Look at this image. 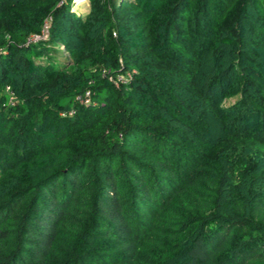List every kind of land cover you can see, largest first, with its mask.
<instances>
[{
  "label": "trees",
  "instance_id": "16d2710c",
  "mask_svg": "<svg viewBox=\"0 0 264 264\" xmlns=\"http://www.w3.org/2000/svg\"><path fill=\"white\" fill-rule=\"evenodd\" d=\"M88 1L0 0V264H264V0Z\"/></svg>",
  "mask_w": 264,
  "mask_h": 264
},
{
  "label": "rangeland",
  "instance_id": "374dc122",
  "mask_svg": "<svg viewBox=\"0 0 264 264\" xmlns=\"http://www.w3.org/2000/svg\"><path fill=\"white\" fill-rule=\"evenodd\" d=\"M72 8L73 10L84 14L89 9V1L88 0H75ZM235 97L237 96L235 95V96L228 98L227 103L233 102V100H235Z\"/></svg>",
  "mask_w": 264,
  "mask_h": 264
},
{
  "label": "built area",
  "instance_id": "2783aa9c",
  "mask_svg": "<svg viewBox=\"0 0 264 264\" xmlns=\"http://www.w3.org/2000/svg\"><path fill=\"white\" fill-rule=\"evenodd\" d=\"M75 0H73V2H74ZM45 33H46V26L44 27V30H43V35H42V37L45 35ZM41 37V35H34V36H32L31 37V41H36V40H38V39H40V38H42ZM6 91H9V87L7 86L6 87ZM88 99H86L85 98V101H87ZM9 103H10V105H13V99L12 98H10V100H9Z\"/></svg>",
  "mask_w": 264,
  "mask_h": 264
}]
</instances>
